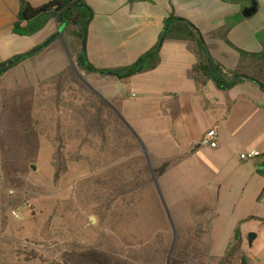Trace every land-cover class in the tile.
<instances>
[{
    "label": "crops",
    "instance_id": "crops-1",
    "mask_svg": "<svg viewBox=\"0 0 264 264\" xmlns=\"http://www.w3.org/2000/svg\"><path fill=\"white\" fill-rule=\"evenodd\" d=\"M25 1L37 8L52 0ZM83 1L90 11L86 58L104 73L138 63L157 46L166 20L174 16L198 30L210 57L226 70L256 75L254 70L261 65L264 78V0ZM21 6L20 0H0V64L30 53L61 25L54 15H46L21 21L15 28ZM61 33L19 65L58 59L61 48L57 44L64 38ZM187 46L186 42L163 40L157 67L125 80L107 74L86 78L111 101V107L136 136L143 164L154 168L170 162L153 182L167 206L185 205L196 195L205 202L215 195L217 208L224 199L219 192L222 187L242 193L232 197L237 205L259 203L264 200V178L258 173L264 158L244 161L239 156L250 151L264 156V89L252 81L218 89L212 81L200 79L198 86L192 75L195 57ZM50 48L51 54L45 53ZM104 88L112 91L103 92ZM210 129L218 134L214 149L199 146ZM228 242L212 244L213 255L221 256Z\"/></svg>",
    "mask_w": 264,
    "mask_h": 264
},
{
    "label": "rangeland",
    "instance_id": "rangeland-1",
    "mask_svg": "<svg viewBox=\"0 0 264 264\" xmlns=\"http://www.w3.org/2000/svg\"><path fill=\"white\" fill-rule=\"evenodd\" d=\"M64 39L67 42L57 44L61 48L57 50L58 59L48 64L38 60L26 62L0 78V264H45L57 260L70 248L110 251L127 264H166L164 256L176 243L194 239L188 209L182 204L172 208L162 201L153 183H145L139 173L135 155L111 164L116 146H119L117 154L126 152L124 140L118 143L113 140V131L107 134V144L102 150L97 137L73 138L70 110L81 102L79 86L72 84V92L62 93L63 99L57 106L52 102L53 88L46 83L74 60L73 39L66 36ZM52 50L45 53L51 54ZM80 77L91 85L88 78ZM119 86L125 90L122 84ZM104 89L103 92L112 91ZM29 93L36 95L35 120L39 125L22 108L21 103H25ZM16 99L20 102L15 104ZM10 107L12 117L8 114ZM57 123L64 155L69 158L76 154L81 160L69 161L66 172L53 182L50 162L58 144ZM104 156L109 163L100 167L97 159ZM92 159L95 163H91ZM6 160L26 173L21 190L4 187L2 163ZM125 162L134 169L122 167ZM219 192L224 199L217 204L212 220L208 222L209 214L202 217L208 223L212 255V244H227L241 218L264 219V200L242 206L232 200L242 194L237 189L222 187ZM196 200L199 209L201 202ZM23 205H27L24 210ZM14 210L18 211V217L11 214ZM188 226L190 229L176 232L177 228ZM239 230L254 233L256 238L248 246L246 234L241 233L244 255L235 264H264V226L249 219L239 223ZM188 264L206 263L190 260Z\"/></svg>",
    "mask_w": 264,
    "mask_h": 264
},
{
    "label": "trees",
    "instance_id": "trees-1",
    "mask_svg": "<svg viewBox=\"0 0 264 264\" xmlns=\"http://www.w3.org/2000/svg\"><path fill=\"white\" fill-rule=\"evenodd\" d=\"M22 6L18 14V23L15 28L18 27L19 22H30L38 18H42L46 15H54L59 24L65 23V27L61 33V37H71L73 39L74 60L69 63L63 70L56 73L46 80V83L52 86V102L54 105L59 106L63 96L62 93L72 92V84L79 86L81 91V102L70 111L73 114L71 127L73 130V138L80 139L84 136L86 140L89 135L97 137L101 141L99 149H104L107 144V134H110V130L113 131V140L117 143L122 139L124 140V148L126 151L124 155L117 154L119 146L113 151L111 155V164L117 161H121L122 158L135 155L134 162L139 167V173L144 176L145 183H153L157 177H159L170 165V162L163 163L159 167L149 168L143 164V159L139 155V145L137 143L136 136L125 125L120 118L117 111L111 107V101L103 98L96 90L89 85L85 78L81 79L80 76L87 77L91 74L104 75L102 71L94 68L88 61L84 59L81 51V43L83 36L86 32L88 22L90 20V11L85 7L73 8L77 3H83V0H52L51 2L33 8L25 0H20ZM164 33L161 37L162 40L170 41H182L188 44V51L195 57V63L192 67V75L199 86L200 79H207L214 83L218 89H227L235 84H239L243 81H252L254 79L264 84V78L261 77L263 72V66L259 65L255 68L254 73L256 75L247 74L239 69L228 71L220 63L214 61L208 52V49L201 39L198 30L190 24L188 21L171 16L166 20ZM59 38V37H58ZM160 39V40H161ZM63 44L67 41L62 39ZM160 42V41H159ZM160 44L152 48L145 53L138 63L113 70L117 74V78L125 80L135 75L138 72L149 71L157 67L160 62L159 58ZM33 54L18 55L10 58L9 60L0 64V78L8 70L16 67L27 58L33 57ZM139 67L141 69L139 70ZM35 94H28V99L22 104L25 114L33 115V122L39 125V122L35 120L38 116L36 113ZM35 99V100H34ZM20 102L15 100V104ZM11 107L8 111L9 117L11 116ZM30 109V111H29ZM27 132V131H26ZM55 140L58 142L54 146V151L51 157L50 165L53 169V182H57L59 178L66 172L67 163L71 160H81L79 155H72L69 158L63 153L64 146L62 145V139L59 132V124L55 127ZM83 142V141H82ZM115 142V141H113ZM260 157H263L261 155ZM259 158V157H258ZM95 159L91 160V163H95ZM97 163L100 167L108 165L107 158L101 157L97 159ZM96 165V164H94ZM130 163H124L122 167L130 170ZM4 171V187L15 188L21 190L26 173L19 166L15 168L11 160H6L2 163ZM92 170L94 166H91ZM258 173L264 178V159L259 163ZM263 193L260 195V197ZM196 198L201 202V207L198 209L195 206ZM196 200V201H198ZM185 205L188 209L191 230L195 233L193 240H187L186 242H178L174 245L172 251L164 256L166 264H188L190 260L200 261L206 264H235L239 257L243 254L244 237L239 230V223L256 219L264 226V219L247 217L245 220L240 221L232 234V238L229 240L228 245L221 256H214L210 253L211 250V236L208 223L203 222V215H210L208 222L212 220L213 215L216 212V196L209 195L205 202H202L199 197H193L185 201ZM186 228H177L176 232L182 231ZM195 240H197L195 242ZM247 240V238H246ZM248 245V244H247ZM45 264H127L123 260L116 258L110 251H104L100 249H67L64 251L57 260L47 262Z\"/></svg>",
    "mask_w": 264,
    "mask_h": 264
},
{
    "label": "water",
    "instance_id": "water-1",
    "mask_svg": "<svg viewBox=\"0 0 264 264\" xmlns=\"http://www.w3.org/2000/svg\"><path fill=\"white\" fill-rule=\"evenodd\" d=\"M81 7H85L84 3H77L76 5L73 6V8H81ZM64 27H65V23H62L60 25V27L58 28V30L56 31V33H54L51 37H49L46 41H44L42 44H40L39 46H37L35 49H33L28 54L37 53V52L41 51L43 48H45L46 46H48L63 31ZM162 41L163 40L161 39L160 42H159V44H161ZM81 47H82L81 48V51H82V54L84 56V59L87 61V58H86V32H85V34L83 36L82 43H81ZM140 69H141V67H139V70ZM103 74L117 76V74L114 73V72H106V73H103ZM253 82L255 84H257L261 89H264V85L263 84L257 82L256 80H253ZM93 221H94V219H92V222ZM246 238H247V244H248V246H251L252 245V242L256 238V234L249 233V234L246 235Z\"/></svg>",
    "mask_w": 264,
    "mask_h": 264
},
{
    "label": "built area",
    "instance_id": "built-area-1",
    "mask_svg": "<svg viewBox=\"0 0 264 264\" xmlns=\"http://www.w3.org/2000/svg\"><path fill=\"white\" fill-rule=\"evenodd\" d=\"M217 143H218V134L217 131L215 129H210L208 131H206L204 133V135L202 136V138L199 141V146L204 147V148H209V149H214L217 147ZM260 153L256 152V151H250L248 153H243L240 154L239 158L240 160H251V159H256L258 157H260ZM27 205H23L22 206V210L26 209ZM11 214L14 217H18V211H12Z\"/></svg>",
    "mask_w": 264,
    "mask_h": 264
}]
</instances>
